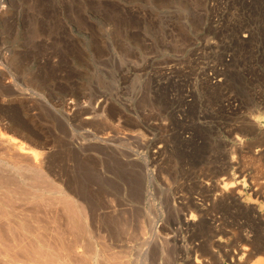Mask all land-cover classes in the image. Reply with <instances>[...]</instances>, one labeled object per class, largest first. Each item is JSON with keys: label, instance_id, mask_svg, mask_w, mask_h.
Segmentation results:
<instances>
[{"label": "rangeland", "instance_id": "rangeland-1", "mask_svg": "<svg viewBox=\"0 0 264 264\" xmlns=\"http://www.w3.org/2000/svg\"><path fill=\"white\" fill-rule=\"evenodd\" d=\"M260 90L264 0H0V216L22 264H183L169 225L219 178L208 173L231 145L228 101L246 114ZM246 159L236 182L264 214L249 183L264 168Z\"/></svg>", "mask_w": 264, "mask_h": 264}, {"label": "bare ground", "instance_id": "bare-ground-1", "mask_svg": "<svg viewBox=\"0 0 264 264\" xmlns=\"http://www.w3.org/2000/svg\"><path fill=\"white\" fill-rule=\"evenodd\" d=\"M203 78V77H202ZM2 79V78H1ZM207 79V78H206ZM254 80V79H253ZM229 81V80H228ZM214 82V81H213ZM221 82V81H219ZM222 85V84H221ZM220 84L215 85V88H209L211 94L219 92L221 94L223 87ZM224 85V84H223ZM211 87V86H210ZM214 87V86H213ZM5 90V89H4ZM258 90V89H257ZM14 91V90H13ZM208 91V90H207ZM262 91V90H260ZM258 91V92H260ZM221 92V93H220ZM264 93V91H262ZM230 93V92H229ZM253 92L254 102L250 104L248 112L245 114L243 110H246L245 106L236 105V101L228 98V119L231 120L228 125V136L231 138V145L224 148V153L216 156L217 162H212L213 166L210 168L209 173L211 175L218 176L216 181L208 180L204 184L196 186V190L200 192L203 203L197 204L192 200L185 203V199L181 198L179 206L181 214L178 216L175 222L167 225L170 232L169 234L171 247L168 249L171 257L178 255L176 258L178 261H182L183 264H224L228 259L235 263H242V257H239L241 253L243 256H247L248 264H264V214L260 213L254 204L245 202L246 197L244 190L240 183L236 182V179L245 177L246 162L244 159L249 158L253 162H260L264 168V128L262 123L264 122V94ZM215 96V95H214ZM196 97V96H195ZM33 101V100H32ZM249 104V103H248ZM247 104V105H248ZM5 106V105H4ZM3 106V107H4ZM225 109V108H224ZM5 110V109H4ZM220 110V109H219ZM6 112V111H5ZM179 112V111H178ZM83 113V112H82ZM174 113V112H173ZM78 114V113H77ZM85 114V113H84ZM88 114V113H87ZM96 114V113H95ZM11 115V113H10ZM8 114V111L4 113V116L12 122L13 117ZM14 115V114H13ZM75 115V114H74ZM3 116V115H2ZM4 118V117H3ZM239 118V121L235 119ZM45 119V118H44ZM86 120H92V117H87ZM95 120V119H94ZM229 120V121H230ZM238 120V119H237ZM6 122V121H5ZM14 123V122H13ZM14 127V126H13ZM12 127V128H13ZM221 127V126H220ZM13 130V129H12ZM15 130V129H14ZM226 130V129H225ZM2 132V131H1ZM19 134V133H18ZM5 135H2V137ZM8 136V135H7ZM228 137V139H229ZM179 138V137H178ZM6 143V142H5ZM9 143L16 146L20 151L31 153L33 158L37 160V153L25 146L23 141L9 136ZM165 143V142H164ZM11 145V146H12ZM170 145V144H169ZM186 146V145H185ZM229 147V148H228ZM142 149V148H141ZM164 151H158L156 154L162 155ZM204 154V153H203ZM219 154V153H218ZM216 155V154H215ZM213 156V155H211ZM79 158V157H78ZM158 158V157H157ZM11 159V158H10ZM192 159V158H191ZM242 159V163L240 160ZM248 159V160H249ZM92 160V159H91ZM210 160V159H209ZM212 160V159H211ZM247 160V159H246ZM35 161V160H34ZM193 161V160H192ZM214 161V160H213ZM5 162V161H4ZM51 162V161H50ZM173 162V161H172ZM211 162V161H210ZM249 162V161H248ZM12 163V162H11ZM19 163V162H18ZM251 163V164H252ZM3 163L0 162V179H4ZM208 164V163H207ZM206 164V165H207ZM211 164V163H210ZM255 164V163H254ZM259 164V163H258ZM135 165V164H134ZM253 165V164H252ZM15 166V165H14ZM97 166V165H96ZM91 167V166H90ZM167 167V166H166ZM183 167V166H182ZM205 167V166H204ZM254 167V166H253ZM257 167V166H255ZM259 167V166H258ZM257 167V168H258ZM258 168L259 170L262 169ZM5 168V167H4ZM27 168V167H25ZM32 168V167H31ZM34 168V167H33ZM46 168V167H45ZM52 168V167H51ZM255 168V169H257ZM20 169V168H18ZM28 169V168H27ZM85 169V168H84ZM254 169V168H253ZM254 169V170H255ZM25 170V169H24ZM86 170V169H85ZM180 170V169H179ZM231 170H236L237 176L232 174ZM258 170V171H259ZM264 170V169H263ZM41 171V170H40ZM90 171V170H89ZM205 171V170H204ZM19 170H17V173ZM21 172V171H20ZM19 172V173H20ZM92 172V171H91ZM110 172V171H109ZM189 172V171H188ZM255 172H257L255 170ZM260 172V171H259ZM256 173L260 174L261 173ZM263 172V171H262ZM8 173V172H7ZM16 173V172H15ZM90 173V172H89ZM203 173V172H202ZM235 173V172H234ZM73 174V173H72ZM207 174V175H208ZM236 174V173H235ZM264 174V173H262ZM17 176V174H15ZM36 175V174H35ZM204 175V174H203ZM7 176V175H6ZM11 176V175H10ZM195 176V175H194ZM256 176V175H255ZM251 176L249 183L254 187L250 190V196L260 200L264 203V177L256 178ZM258 176V175H257ZM14 177V176H13ZM89 177V176H88ZM116 177V176H115ZM193 177V176H192ZM210 177V176H209ZM212 177V176H211ZM249 177V176H247ZM28 178V177H27ZM35 178V177H33ZM215 178V177H214ZM26 179V178H25ZM246 179V178H245ZM28 180V179H27ZM34 180V179H33ZM77 180V179H76ZM94 180V179H93ZM104 180V179H103ZM190 180V179H189ZM242 180V179H241ZM248 180V178H247ZM263 180V181H262ZM17 181V180H16ZM67 181V180H66ZM238 181V180H237ZM245 181V180H244ZM191 182V181H190ZM6 183V182H5ZM37 183V182H35ZM17 184V182H16ZM31 184V183H30ZM34 184V183H33ZM81 184V183H80ZM5 185V184H4ZM21 185V184H20ZM24 185V184H23ZM26 185V184H25ZM109 185V184H108ZM138 186V185H137ZM250 186V185H249ZM18 187V185H17ZM23 187V186H21ZM31 187V185H30ZM111 187V186H110ZM136 187V186H135ZM25 188V187H24ZM33 188V187H32ZM134 188V187H133ZM2 189V188H1ZM5 188H3L4 190ZM19 189H21L19 187ZM36 189V187H35ZM40 189V188H39ZM80 189V188H79ZM131 189V188H130ZM250 189V188H249ZM75 190V189H74ZM85 190V189H84ZM2 191V190H1ZM0 191V192H1ZM139 191V190H138ZM191 191V190H190ZM194 191V190H193ZM9 192V191H8ZM18 192V191H17ZM105 192V191H104ZM140 192V191H139ZM142 192V191H141ZM34 193V192H33ZM76 193V191H75ZM138 193V192H137ZM249 193V192H248ZM74 194V192H73ZM90 194V193H89ZM142 194V193H140ZM7 195V194H6ZM33 195V194H32ZM80 195V193H79ZM96 195V194H95ZM199 195V194H198ZM78 196V195H77ZM82 196V195H81ZM97 196V195H96ZM137 196V194H136ZM4 197V196H3ZM79 197V196H78ZM77 197V198H78ZM92 197V196H90ZM134 197V196H133ZM140 197V195H139ZM1 198V196H0ZM89 198V197H88ZM138 198V197H137ZM253 198V199H254ZM81 199V198H80ZM248 199V198H247ZM7 200V199H6ZM5 200V201H6ZM14 200V199H13ZM93 200V198L91 199ZM104 200V199H103ZM137 200V199H136ZM34 201V200H33ZM39 201V200H38ZM143 201V200H141ZM250 201V200H249ZM3 201H1L2 203ZM10 202V201H9ZM15 202V201H14ZM94 202V201H93ZM138 202V201H137ZM136 202V203H137ZM4 203V202H3ZM2 203V204H3ZM17 204V201H16ZM84 204V203H83ZM96 204V203H95ZM9 205V204H7ZM168 205V204H167ZM34 206V205H33ZM98 207V206H97ZM177 207V205H176ZM10 208V207H9ZM76 208V207H75ZM168 208V207H167ZM80 209V208H79ZM142 209V208H139ZM170 209V208H169ZM174 209V208H173ZM13 210V209H12ZM167 210V209H166ZM172 210V209H171ZM177 210V209H176ZM77 210L76 212H78ZM87 211V210H86ZM104 211V210H103ZM179 211V210H178ZM169 212H173L169 211ZM1 213V212H0ZM81 213V212H80ZM103 213V212H102ZM134 213V212H133ZM175 213V212H174ZM171 213V214H174ZM79 214V212H78ZM87 214V213H86ZM7 215V214H6ZM15 215V214H14ZM91 215V214H90ZM12 216V215H11ZM16 216V215H15ZM126 216V215H125ZM19 217V216H18ZM33 217V216H32ZM78 217V215H77ZM168 217V216H167ZM174 217V216H172ZM34 218V217H33ZM104 218V217H103ZM102 218V219H103ZM171 218V217H170ZM175 218V219H176ZM5 217L0 216V264H7L5 260L8 259L9 264H22L24 259L22 255V249L20 244L16 243L15 239L9 238L6 232ZM8 219V218H6ZM82 219V218H81ZM12 220V219H11ZM77 220V219H76ZM132 220V219H131ZM85 221V219H84ZM98 221V220H97ZM96 221V222H97ZM112 221V219L110 220ZM8 222V220H7ZM14 222V221H13ZM26 222V221H25ZM75 222V221H74ZM116 222V221H115ZM129 222V221H128ZM171 222V220L169 221ZM19 223V222H18ZM31 223V221H30ZM77 223V222H76ZM85 223V222H84ZM102 223V222H101ZM119 223V222H118ZM152 223V222H151ZM168 223V221H167ZM89 224V223H88ZM114 224V223H113ZM11 225V224H10ZM90 225V224H89ZM142 225V224H141ZM87 226V224L85 225ZM112 225H110L111 227ZM116 226V225H115ZM114 226V228H115ZM133 226V225H132ZM148 226V225H147ZM13 227V226H12ZM91 227V226H90ZM9 228V227H8ZM75 228V227H74ZM85 228V227H84ZM82 229V231L84 230ZM88 228V227H87ZM86 228V229H87ZM113 228V229H114ZM126 228V227H125ZM166 228V226H165ZM12 229V228H11ZM16 229V228H15ZM14 229V230H15ZM117 229V226L116 228ZM12 230V231H14ZM21 230V229H20ZM118 230V229H117ZM152 230V229H151ZM167 230V229H165ZM164 230V231H165ZM8 231V230H7ZM10 231V230H9ZM32 231V230H31ZM34 231V230H33ZM121 231V230H120ZM139 231V230H138ZM17 232V231H16ZM29 232V230H28ZM69 232V231H68ZM88 232V231H84ZM92 232V231H91ZM13 233V232H12ZM83 233V232H82ZM90 233V232H88ZM107 233V232H106ZM141 233V232H140ZM185 233L188 236L189 246H184L182 240L179 239V234ZM10 234V233H9ZM14 234V233H13ZM32 234V233H30ZM115 234V233H114ZM89 235H92L91 233ZM172 235V236H171ZM86 236V235H85ZM84 236V237H85ZM88 236V235H87ZM119 236V235H117ZM13 237V235H12ZM18 237V236H17ZM115 237V236H114ZM123 237V236H122ZM16 238V237H15ZM152 238V237H151ZM22 239V238H21ZM31 239V238H30ZM120 239V238H119ZM155 239V238H154ZM163 239V238H162ZM91 239L89 242L91 244ZM71 241V240H70ZM74 241V240H73ZM127 241V240H126ZM154 241V240H153ZM117 242V241H116ZM122 242V241H121ZM148 242V241H147ZM150 242V240H149ZM148 242V243H149ZM158 242V241H157ZM157 242L155 244H157ZM97 243V242H96ZM119 243V242H118ZM133 243V242H132ZM144 243V242H143ZM141 243V244H143ZM162 243V242H161ZM167 243V242H166ZM9 244V245H8ZM89 244V246H90ZM140 244V245H141ZM165 244V243H164ZM168 244V246H169ZM88 245V244H87ZM93 245V243H92ZM154 245V244H153ZM152 245V246H153ZM161 245V244H159ZM35 246V245H34ZM117 246V245H116ZM136 246V245H135ZM134 246V247H135ZM148 246V244H147ZM150 246V248L152 247ZM86 247V246H85ZM93 247V246H92ZM91 247V248H92ZM102 247V246H101ZM143 247V246H142ZM146 247V246H145ZM149 247V246H148ZM147 247V248H148ZM161 247V246H160ZM154 247L155 255H163L165 253L162 247ZM71 248V247H70ZM77 248V247H76ZM90 248V250H91ZM138 248V247H137ZM135 247V250L137 249ZM140 248V247H139ZM149 248V249H150ZM153 248V247H152ZM7 249V250H6ZM85 249V248H84ZM89 250V248H87ZM93 249V248H92ZM143 249V248H141ZM11 252H8V251ZM39 250V249H38ZM51 250V249H50ZM86 250V249H85ZM95 250V248H94ZM99 250V249H98ZM106 250V249H105ZM129 250V249H127ZM146 250V249H145ZM102 251L104 249L102 248ZM123 251V250H122ZM93 252V250H92ZM97 252L94 251L93 253ZM75 253V252H74ZM77 253V252H76ZM107 253V252H105ZM102 253V254H105ZM112 253V252H110ZM133 253V252H132ZM138 253V252H136ZM146 251L144 252L145 256ZM246 253V254H245ZM82 254V253H81ZM88 254V253H87ZM96 254V253H95ZM99 254V253H98ZM139 254V253H138ZM142 254V251H141ZM140 254V255H141ZM168 254V253H166ZM90 255V253H89ZM94 255V254H93ZM130 255V254H129ZM147 255V254H146ZM78 256V255H77ZM98 257L95 255L94 258ZM100 256V255H99ZM105 256V255H104ZM107 256V254H106ZM134 256V255H133ZM137 256V255H136ZM170 256V255H169ZM195 256V259L192 257ZM241 256V255H240ZM83 257V256H82ZM91 257V256H90ZM112 257V256H110ZM114 257V256H113ZM143 257V256H142ZM92 258V257H91ZM93 260L95 261V259ZM101 258V256L99 257ZM108 258V257H107ZM133 258V257H132ZM146 258V257H145ZM85 259V258H84ZM102 259V258H101ZM109 259V258H108ZM147 259V258H146ZM53 260V259H52ZM87 260H90V258ZM117 260V259H116ZM246 260V259H245ZM247 260V261H248ZM85 261V260H84ZM91 261V260H90ZM98 261V260H97ZM100 261V260H99ZM107 261V259H106ZM110 261V260H109ZM118 261V260H117ZM138 261V260H137ZM137 261L135 263H137ZM142 262V259L140 260ZM145 261V260H144ZM164 261V260H163ZM101 262V261H100ZM97 262L96 264H102ZM105 262V261H104ZM103 262V264H104ZM111 262V261H110ZM132 262V261H131ZM139 262V261H138ZM173 262V261H172ZM87 263V262H86ZM92 263V262H91ZM108 262H105L107 264ZM112 263V262H111ZM114 263V261H113ZM134 263V262H133ZM140 263V262H139ZM245 262L243 261V264ZM83 264V263H82ZM90 264V263H89ZM115 264V263H114ZM143 264V263H142ZM168 264V262H167Z\"/></svg>", "mask_w": 264, "mask_h": 264}]
</instances>
